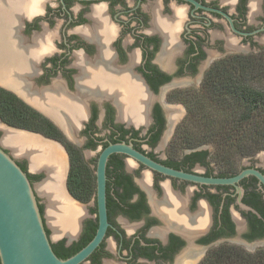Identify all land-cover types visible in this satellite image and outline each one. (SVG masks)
I'll return each mask as SVG.
<instances>
[{
	"label": "flooded vegetation",
	"instance_id": "obj_1",
	"mask_svg": "<svg viewBox=\"0 0 264 264\" xmlns=\"http://www.w3.org/2000/svg\"><path fill=\"white\" fill-rule=\"evenodd\" d=\"M41 1L44 14L29 22L36 4L27 12L11 10L4 21L0 0V88L52 126L4 128L60 146L65 195L75 205L93 204L88 211L80 206L86 214L76 233L53 244L65 241L74 256L96 235L98 163L111 145L125 144L166 168L205 178H233L246 170L264 175L260 153L219 157L224 151L187 146V135L178 132L186 97L203 87L215 65L264 55V0ZM132 107L142 121L125 115ZM69 147L88 170V199L69 191ZM23 156L17 162L32 183L46 182L47 170L32 169ZM106 191L109 227L82 264H202L220 250H264V184L255 176L236 185L203 184L114 153L106 165Z\"/></svg>",
	"mask_w": 264,
	"mask_h": 264
},
{
	"label": "trees",
	"instance_id": "obj_2",
	"mask_svg": "<svg viewBox=\"0 0 264 264\" xmlns=\"http://www.w3.org/2000/svg\"><path fill=\"white\" fill-rule=\"evenodd\" d=\"M198 91L186 97L187 115L178 130L180 134L187 135L184 139L187 146L211 143L216 150L224 151L217 153L219 157L224 158L251 156L264 151V55L260 58L235 57L233 65L227 62L215 65L208 72L203 87ZM207 103H213L220 111L234 115L230 127H226L230 134H224L220 138L219 133L215 132L203 136L195 132L197 127L201 126L202 130V126L206 125L209 112L204 106ZM0 122L29 131L52 130L51 125L44 124L41 120L39 122L36 113L19 103L15 97L6 94L2 88ZM69 150L72 160L68 180L69 191L79 199H88L92 193L88 170L79 153L72 147H69ZM22 169L26 172L25 167ZM29 177L34 179L33 176ZM40 210L44 215L42 205ZM47 231L50 235V231L48 229ZM52 246L61 259L73 255L70 248L65 246V241ZM202 264H264V250L255 254L243 253L237 249L220 250L212 253Z\"/></svg>",
	"mask_w": 264,
	"mask_h": 264
},
{
	"label": "water",
	"instance_id": "obj_3",
	"mask_svg": "<svg viewBox=\"0 0 264 264\" xmlns=\"http://www.w3.org/2000/svg\"><path fill=\"white\" fill-rule=\"evenodd\" d=\"M99 1V0H78ZM13 130L11 128H8ZM19 132L18 130H13ZM3 147H10L2 141ZM13 150V149H12ZM14 151V150H13ZM125 153L166 175L203 184L236 185L248 175L264 184V175L246 170L233 178H205L175 171L144 157L125 144L111 145L100 156L97 170L99 226L92 241L74 256L61 259L53 249L44 215L29 175L0 146V261L1 264H82L103 242L108 227L106 165L110 155ZM29 159V157H28ZM62 237V236H61Z\"/></svg>",
	"mask_w": 264,
	"mask_h": 264
},
{
	"label": "bare ground",
	"instance_id": "obj_4",
	"mask_svg": "<svg viewBox=\"0 0 264 264\" xmlns=\"http://www.w3.org/2000/svg\"><path fill=\"white\" fill-rule=\"evenodd\" d=\"M33 3L39 6L42 1L18 0L12 3L11 0H4V21L9 19L11 10L19 9L27 12L32 9ZM26 4H29L28 8ZM135 88H138V86H135ZM128 109L127 114H125L127 117H134V121L135 119L137 121L142 119L143 115L138 112L137 107ZM27 135L5 130L4 143L13 147L15 152L17 151L20 154L28 156L33 168H45L47 170L49 174L48 180L40 186V191L48 199L50 223L54 227L57 236H72L76 233L77 221L82 216L84 210H81L80 207L71 202L62 189L61 183L64 172L63 155L56 145L45 143Z\"/></svg>",
	"mask_w": 264,
	"mask_h": 264
},
{
	"label": "rangeland",
	"instance_id": "obj_5",
	"mask_svg": "<svg viewBox=\"0 0 264 264\" xmlns=\"http://www.w3.org/2000/svg\"><path fill=\"white\" fill-rule=\"evenodd\" d=\"M199 92V91H197ZM204 107L207 108V112H209L208 116H207V119H206V125L205 126H202L203 129L201 130V126L200 127H197L196 131L195 132H198L200 134V136L204 135V134H209V133H212V132H215V133H219V137L221 138L222 135H227V134H230L227 130H226V127H230V124L234 118V115L233 114H230V112H226V111H220L219 108H217V106L213 103H207ZM204 109V108H203ZM206 110V109H205ZM185 112L183 114V117L185 116ZM230 114V115H229ZM211 122L213 123L211 125ZM5 123H2L0 122V143L2 144V141L4 142V135H5V130H9V131H12V132H16V131H13V130H10V129H6L4 128V125ZM206 127V128H205ZM221 131V132H220ZM228 132V133H227ZM16 133H19V132H16ZM223 133V134H222ZM20 134H24V133H20ZM27 135V134H25ZM204 137H202L203 139ZM7 144V143H6ZM3 146V145H2ZM10 146V145H8ZM203 146H208L210 148H213V145L211 143H205L203 144ZM4 148L8 149L13 158L17 161V160H26L25 157L23 156L24 154H20L18 153L17 151H13L14 148L13 147H6L4 146ZM13 149V150H12ZM59 149L62 150L63 152V149L60 148L59 146ZM64 153V152H63ZM259 156L258 157H262L263 156V161H264V151H260L259 152ZM67 165V164H66ZM32 167V166H31ZM32 171V170H31ZM40 186H41V181L40 182H35L34 184V188H35V192L38 193V195L40 196V200L39 201V204L40 205H44L45 206V219L47 220V225L49 226V228L51 229V240L52 242H57L59 240V237L63 236V235H59L57 236V234L55 233V229L54 227L51 225L50 223V219H49V216H48V199L46 197V195H43V193L40 191ZM64 187V186H63ZM65 189L67 190L66 188V185H65ZM39 191V192H38ZM65 191V190H64ZM68 191V190H67ZM38 198V196H37ZM47 200H46V199ZM77 205V204H76ZM78 207L82 206L86 209V207H88L87 211L90 209L91 206H93V204H90V205H82L80 204L77 205ZM80 207L81 210H85L84 208ZM85 214L86 212L83 211ZM84 214V215H85Z\"/></svg>",
	"mask_w": 264,
	"mask_h": 264
},
{
	"label": "clouds",
	"instance_id": "obj_6",
	"mask_svg": "<svg viewBox=\"0 0 264 264\" xmlns=\"http://www.w3.org/2000/svg\"><path fill=\"white\" fill-rule=\"evenodd\" d=\"M55 6H56L55 4L52 5V7H55ZM99 7L101 9H103V8H106V5L101 4ZM184 13H185V9L181 8V9L178 10V14L183 15ZM43 14H44L43 10L42 9H39V6L38 5L35 6L34 13L32 15H29L28 16L29 22L33 18V15H43Z\"/></svg>",
	"mask_w": 264,
	"mask_h": 264
},
{
	"label": "crops",
	"instance_id": "obj_7",
	"mask_svg": "<svg viewBox=\"0 0 264 264\" xmlns=\"http://www.w3.org/2000/svg\"><path fill=\"white\" fill-rule=\"evenodd\" d=\"M27 136H31V135H27ZM31 137H33V136H31ZM34 138H36V137H34ZM36 139L39 140L38 138H36ZM43 142H44V141H43ZM29 159H30V158H29ZM30 162H31V160H30ZM31 166H32V163H31ZM32 169H35V168L32 167ZM47 173H48V172H47ZM48 176H49V174H48ZM47 180H48V178H47ZM47 180H46V181H47ZM44 183H45V182H44ZM44 183H43V184H44ZM43 184H41V186H42ZM62 189H63V187H62ZM63 191H64V190H63Z\"/></svg>",
	"mask_w": 264,
	"mask_h": 264
}]
</instances>
